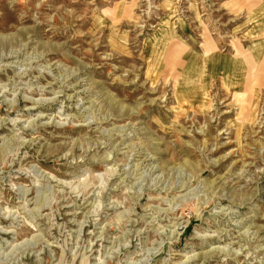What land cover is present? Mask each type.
Segmentation results:
<instances>
[{
  "label": "rangeland",
  "instance_id": "rangeland-1",
  "mask_svg": "<svg viewBox=\"0 0 264 264\" xmlns=\"http://www.w3.org/2000/svg\"><path fill=\"white\" fill-rule=\"evenodd\" d=\"M0 264H264V0H0Z\"/></svg>",
  "mask_w": 264,
  "mask_h": 264
},
{
  "label": "bare ground",
  "instance_id": "bare-ground-1",
  "mask_svg": "<svg viewBox=\"0 0 264 264\" xmlns=\"http://www.w3.org/2000/svg\"><path fill=\"white\" fill-rule=\"evenodd\" d=\"M185 43V42H184ZM215 50V48H214V46L213 45H211V44H208V46L206 47V48H204V50H203V53H202V59H205V60H210L211 62H212V64H215L216 62L218 63V62H220L221 60H219V55H216V54H213V55H211V53H209L210 51H214ZM250 50V49H249ZM196 58H200V57H197L196 56ZM218 58V59H217ZM254 58V57H253ZM232 59H234V58H232ZM237 59H239V57H237ZM235 60V59H234ZM260 60V59H259ZM232 62H233V60H232ZM241 62V61H240ZM235 62H233V64H234ZM221 64H224V63H222V61H221ZM201 69H199V72H198V74H200V71ZM199 77V76H198Z\"/></svg>",
  "mask_w": 264,
  "mask_h": 264
}]
</instances>
